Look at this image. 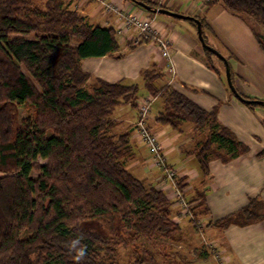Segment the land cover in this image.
I'll list each match as a JSON object with an SVG mask.
<instances>
[{"label": "trees", "instance_id": "trees-1", "mask_svg": "<svg viewBox=\"0 0 264 264\" xmlns=\"http://www.w3.org/2000/svg\"><path fill=\"white\" fill-rule=\"evenodd\" d=\"M215 2L247 23L264 51V0H207V5ZM195 17L208 43L209 26ZM119 41L113 27L89 23L64 0L42 6L0 0V264H179L177 253L157 241H177L172 202L129 171L130 133H118L112 117L121 104L137 105V84L90 83L82 68L85 58L113 56ZM204 52L218 72L211 61L215 55ZM143 76L156 95L155 76L149 71ZM161 94V122L173 127L189 122L204 134L198 157L206 173L209 154L230 160L248 151L219 122L216 108L206 111L169 86ZM21 107L27 112L23 119ZM190 204L197 217L209 212L203 194ZM263 218L264 202L256 198L217 225Z\"/></svg>", "mask_w": 264, "mask_h": 264}, {"label": "crops", "instance_id": "crops-1", "mask_svg": "<svg viewBox=\"0 0 264 264\" xmlns=\"http://www.w3.org/2000/svg\"><path fill=\"white\" fill-rule=\"evenodd\" d=\"M106 1L143 17L155 15L157 29L172 40V62L161 56L156 45L146 40L132 42L130 32L119 41L120 50L113 56L88 57L82 61L83 70L91 76L89 82L102 79L110 83L137 84V103L152 96L146 87L144 72L155 76L154 86L160 90L152 104L149 126L161 141L168 163L183 181L181 188L187 199L195 200L199 194L205 196L209 212L203 219L210 223L205 227L207 237L220 248L228 264H264V218L247 225H217L219 220L246 207L251 199L264 202V156H258L264 151V106L251 108L230 91L223 76L225 67L223 72L213 63L217 72L208 66L197 27L188 20L153 13L132 0ZM149 1L157 8L204 18L209 26L205 30L206 40L227 58L237 91L245 97L264 100V51L244 20L220 2L207 5L204 0ZM69 3L71 9H76L93 25L113 28L117 25L116 14L107 12L98 0H69ZM119 54L120 57H114ZM165 86L176 89L206 111L216 108L219 122L246 145L248 151L230 160L210 154L206 173L198 157L204 134L189 122L173 127L159 120L164 107L161 91ZM112 117L118 123V133H130L134 157L127 164L129 171L163 190L171 200L172 217L180 226L175 243L186 249L201 248L200 236L188 219L178 216L174 191L163 183L161 171L154 167L148 147L137 134V105L121 104L114 109ZM207 248L197 250L200 257H210Z\"/></svg>", "mask_w": 264, "mask_h": 264}, {"label": "built area", "instance_id": "built-area-1", "mask_svg": "<svg viewBox=\"0 0 264 264\" xmlns=\"http://www.w3.org/2000/svg\"><path fill=\"white\" fill-rule=\"evenodd\" d=\"M107 12L116 14L117 25L115 31L119 40L125 38L130 32V39L134 43L140 40H146L153 45H156L163 58L172 62L170 37L162 34L155 26L156 17H143L135 13L120 8L118 5L108 2L106 0H98ZM207 3V0H204ZM171 69L172 65H171ZM158 95L145 97L137 102L138 117L136 122V130L140 140L148 147L152 163L154 167L158 168L162 173V180L165 185L171 186L174 191L176 204L180 207L179 215L187 217L191 225L195 228L198 235L202 238L204 243L212 246L205 238L204 229L206 221L197 217L192 210L190 201L184 194L183 189L179 185V176L177 170L174 169L167 160L163 151V145L158 137L151 131L149 126L150 113L153 102ZM209 248V247H208ZM210 250V249H209Z\"/></svg>", "mask_w": 264, "mask_h": 264}, {"label": "rangeland", "instance_id": "rangeland-1", "mask_svg": "<svg viewBox=\"0 0 264 264\" xmlns=\"http://www.w3.org/2000/svg\"><path fill=\"white\" fill-rule=\"evenodd\" d=\"M34 3L36 5H39V6H42L44 4V2L46 0H33ZM65 4H67L69 7H70V3H69V0H64ZM222 4V3H221ZM143 11V9H141ZM123 41V40H122ZM76 41H73V44H75ZM125 43V42H123ZM212 63H214V65L217 67H219V69L221 71L224 72V66L223 64L219 61V59H217V57L213 56V59L211 60ZM250 98V97H248ZM27 115V112L24 108H20L19 110V118L20 119H23L25 116ZM200 138V137H199ZM203 142V140H202ZM202 142H200V144H202ZM215 150H219L220 152H223V150H220V149H217V146L215 145L213 147ZM209 158H210V154H209ZM38 161L41 163V164H45L46 163V160L43 159V158H39ZM32 176H36V173L33 172L32 173ZM181 211L180 207H179V212ZM179 216V214H178ZM182 217H185L183 215H181ZM187 219V217H185ZM201 218V217H200ZM203 219V218H202ZM204 220V219H203ZM208 222H206V226H207ZM192 226V225H191ZM193 227V226H192ZM193 229L195 230V228L193 227ZM197 232V231H196ZM204 234H205V238L208 242H210L212 244V246H208L204 243V241L202 240L201 237L200 240H201V248L199 247H193L192 249L190 248H185L184 245H180L179 243H175V242H168L164 239H158L157 241L158 242H162L163 244H165V246H169V251L171 252H176L177 253V261L179 264H228V262L225 261V258H224V254L220 251V248L216 245H214L210 240L209 238L207 237L206 233H205V229H204ZM144 244L146 245H150L151 246V243H150V240L148 239H140ZM153 246V245H152ZM154 247V246H153ZM207 248L209 247L210 249V257L208 256V258H202L203 256H199V252H197V250H201L203 248ZM208 249V248H207ZM208 249V250H209ZM154 250L155 251H160L158 250V248L154 247ZM210 258V259H209ZM162 261V260H160Z\"/></svg>", "mask_w": 264, "mask_h": 264}, {"label": "water", "instance_id": "water-1", "mask_svg": "<svg viewBox=\"0 0 264 264\" xmlns=\"http://www.w3.org/2000/svg\"><path fill=\"white\" fill-rule=\"evenodd\" d=\"M134 3H136L137 5L141 6L142 8L151 11L153 13H159V14H165L171 17H175V18H179L182 20H188V21H194L197 27V36L198 39L202 45V47L204 49L209 50L210 52H212L217 58H219L225 67V76H226V82L227 85L230 89V91L242 102L247 103V104H257V105H262V101L258 100V99H249V98H245L244 96H242L236 89V87L234 86L233 80H232V75H231V68H230V64L227 60V58L221 53L219 52L217 49H215L214 47H212L211 45H209L208 43H206L204 35H203V28H202V22L200 19L196 18L195 16H191V15H185V14H181V13H177L174 11H170L168 9L165 8H152L150 5L146 4L143 1L140 0H132Z\"/></svg>", "mask_w": 264, "mask_h": 264}]
</instances>
